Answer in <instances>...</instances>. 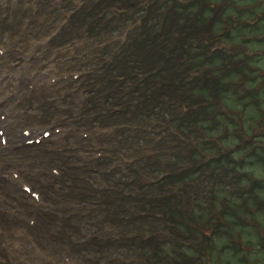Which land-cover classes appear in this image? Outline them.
<instances>
[{
  "label": "rangeland",
  "instance_id": "obj_1",
  "mask_svg": "<svg viewBox=\"0 0 264 264\" xmlns=\"http://www.w3.org/2000/svg\"><path fill=\"white\" fill-rule=\"evenodd\" d=\"M50 1H17L20 10L14 14L30 19L27 29L0 9V25L10 38L7 57L13 61L17 46L25 49L31 39L47 37L38 50L44 57L30 66L37 69L49 61L62 72L79 71L80 77L70 84L88 95V103L75 114L72 97L66 100L64 94V107L51 102L41 110L32 102L25 104L34 95L29 93L18 104L22 122L48 123L54 117L59 120L55 125L70 120L92 130L93 124L107 121L112 133L66 137L60 161L73 159L81 149L111 146L112 152L114 146L128 150L132 162H140L137 174L141 169L170 171L146 190L156 193L153 203L162 206L172 225L166 234L184 252L171 251L156 235L147 245L158 246L154 263L226 264L229 259L232 264H264V77L258 72L256 79L248 76L255 65L264 71V59L251 55L250 48L258 39L254 32L264 34V0H242L241 7L239 0H59L57 7ZM32 3L37 7H30ZM253 6L255 11H248ZM40 11L44 19L36 18ZM239 41L247 48L235 46ZM6 64V58L0 62ZM39 111L45 113L40 116ZM69 152L71 159L65 155ZM44 157L48 164L57 154L49 151ZM97 163L109 167L105 158ZM31 174L39 184L38 174ZM39 189L43 196L51 194L44 185ZM63 214L54 207L38 214L43 234L37 243L42 248H49L57 237L81 233L77 216L65 231L63 225L57 227L64 222ZM190 214L204 231L190 230ZM256 217L262 224L254 228ZM51 228L56 235L43 237ZM216 235L226 242L224 248L214 244ZM74 250L81 253L85 246L74 245Z\"/></svg>",
  "mask_w": 264,
  "mask_h": 264
},
{
  "label": "bare ground",
  "instance_id": "obj_2",
  "mask_svg": "<svg viewBox=\"0 0 264 264\" xmlns=\"http://www.w3.org/2000/svg\"><path fill=\"white\" fill-rule=\"evenodd\" d=\"M20 63V62H19ZM4 69H16V67H12V66H6ZM14 71H16V70H14ZM14 71H10V70H4L3 72H0V84L1 85H4V82H3V80H9V81H12L13 82V84H15V91H17V86L18 85H21V83H19V81H20V79H17V78H15L14 76L12 77V79H10V76L12 75L11 74V72H14ZM17 75H19V72L17 73ZM38 77V76H37ZM19 78H20V75H19ZM1 79H2V81H1ZM38 79L40 80L41 78H39L38 77ZM38 80V81H39ZM42 80V79H41ZM0 87H4V86H0ZM7 97L6 98H8L9 96H10V94L8 95H6ZM5 98V99H6ZM12 105V104H11ZM10 105V106H11ZM12 107V106H11ZM4 111V110H3ZM7 112H8V108H7ZM4 118H6V116H4ZM7 125H5V127H6ZM55 135V134H54ZM53 135V136H54Z\"/></svg>",
  "mask_w": 264,
  "mask_h": 264
}]
</instances>
